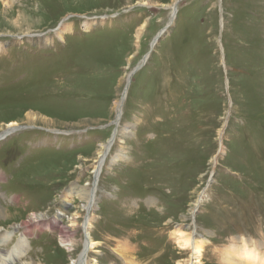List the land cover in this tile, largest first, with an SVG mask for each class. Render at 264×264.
Instances as JSON below:
<instances>
[{
  "label": "rangeland",
  "instance_id": "374dc122",
  "mask_svg": "<svg viewBox=\"0 0 264 264\" xmlns=\"http://www.w3.org/2000/svg\"><path fill=\"white\" fill-rule=\"evenodd\" d=\"M174 1L0 0V137L18 123L0 140V239L23 240L16 264H76L90 237L98 264H193L174 233L196 228L203 264L241 237L264 252V0H179L172 21ZM95 169L94 205L67 198Z\"/></svg>",
  "mask_w": 264,
  "mask_h": 264
},
{
  "label": "bare ground",
  "instance_id": "6f19581e",
  "mask_svg": "<svg viewBox=\"0 0 264 264\" xmlns=\"http://www.w3.org/2000/svg\"><path fill=\"white\" fill-rule=\"evenodd\" d=\"M178 1L179 0H175L174 4L172 6V14H173V16L171 15V17H173L171 19L172 21H175V19H176L177 11L174 13L173 8ZM176 5L178 7V4H176ZM161 37H162V34H161ZM128 89L124 90L121 100L115 104L116 105V117H117L118 121H119L120 117L122 116V109L124 106V102L127 98ZM30 117H31V115H30ZM8 127L9 128L1 134V136L3 137L2 140L6 139L9 135H11L15 131H17L16 129L18 127V123L15 121H12L8 124ZM7 132H11V133L9 135H6ZM113 143H114V141H112L109 144V146H107L108 149L106 152L110 151V149L113 146ZM103 149H105V148H103ZM103 151L101 150L98 153V156H99L98 164H99V162L101 163V161L104 160L103 158L101 159V157L103 156L102 155ZM117 157L119 159H123V151L120 152V154H118ZM99 166L101 167V164ZM95 171H96L95 179L97 180L96 181V185H97L98 180H99L100 169H98V170L95 169ZM0 180H1V176H0ZM96 185L93 189L85 188V187H82V188L73 187V188L65 191V195L67 196V198L78 197V198L82 199L83 201H85L88 204V206H93L95 199H96V195H95L96 194V192H95ZM66 196H65V198H66ZM202 202L203 201H201V203ZM199 204H200V201L198 202V206H199ZM2 214H4V212H2V210H1L0 216H2V218L4 217V219H1L0 221L7 220L8 217H6V216H8V215H6V214L2 215ZM49 227L52 228V225H49ZM30 230L31 229L29 228V233L31 232ZM12 236L11 235H9V236L5 235V236H2L0 239V264H16V262L19 259L25 257L26 251L23 250V243H22L23 240H21V239H20V241H18L16 244L13 245L11 250L8 251L6 249H3L4 247H6V245H8L7 241H8V239L10 240V238ZM25 236H27V234ZM174 237H175L176 244L182 250H184V251L190 250L191 251V254L193 256L192 260L194 261L193 264H203L202 263L203 253L205 251V246L208 244L209 241L202 237V235L198 232L197 228L194 230L193 233H188L187 231H183V230L179 229V230L175 231ZM6 238H8V239H6ZM238 243H241L240 247H238L236 245L230 246L227 251L222 253V255H221L222 259H223L222 261L225 264H264V252H260V250L257 249V247H256L257 243H254V242H252V241H250L244 237L239 238ZM65 245H67V244H65ZM99 245H100V243L94 241L93 239H91V237L88 238L87 242H85V245H84L85 249H83V252H82L81 256L79 257V259L77 260L76 264H91V263L98 264V262L96 260H93L92 262L89 261L88 252L96 249L97 246H99ZM67 247H68V245H67Z\"/></svg>",
  "mask_w": 264,
  "mask_h": 264
},
{
  "label": "water",
  "instance_id": "95a60500",
  "mask_svg": "<svg viewBox=\"0 0 264 264\" xmlns=\"http://www.w3.org/2000/svg\"><path fill=\"white\" fill-rule=\"evenodd\" d=\"M177 4V3H176ZM175 4V6H174V8H173V11H174V13L177 11V5ZM160 38H161V34H159L156 38H155V40L153 41V43H152V48H153V46L156 44V42H158L159 40H160ZM128 86H129V81H128ZM128 86L125 88V90H127L128 89ZM16 130H18V128L16 129ZM11 132H7V134L6 135H9ZM3 138V137H2ZM96 179H95V184H94V187H95V185H96Z\"/></svg>",
  "mask_w": 264,
  "mask_h": 264
}]
</instances>
